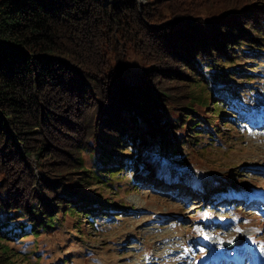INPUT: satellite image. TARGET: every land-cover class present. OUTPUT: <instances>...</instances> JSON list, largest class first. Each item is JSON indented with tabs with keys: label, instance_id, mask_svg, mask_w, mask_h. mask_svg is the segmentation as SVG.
<instances>
[{
	"label": "trees",
	"instance_id": "16d2710c",
	"mask_svg": "<svg viewBox=\"0 0 264 264\" xmlns=\"http://www.w3.org/2000/svg\"><path fill=\"white\" fill-rule=\"evenodd\" d=\"M239 4L236 0H0L2 264H8L11 255L4 241L18 237V229L39 235L69 219L60 220L61 216L94 220V209L79 208L84 197L64 189L65 180L82 171L86 176H79L82 181L109 184L125 176L128 168L138 169V158L122 149L137 148L143 160L145 148L152 149L156 139L162 144L163 135L176 128L166 115L168 87L190 76L206 85V68L214 71L221 62L248 58L254 59L252 65L264 56V6L234 9ZM132 53L147 65L140 71L142 84L131 82L123 72ZM248 70L211 72L209 81L245 76ZM217 103L213 107L220 106ZM224 112H215L213 118ZM196 118L187 116L188 129L201 123ZM143 120L157 122L151 126L154 141L142 142L132 131L147 129ZM92 127L99 128L96 140ZM194 132L190 136L201 135ZM134 139L140 147L130 143ZM84 153H90L94 162ZM33 160L42 172L40 184H35L40 178ZM99 167L106 171L101 173ZM61 171L72 177L59 178ZM238 182L231 178L227 185ZM227 185L219 189L227 191ZM210 195L203 194L204 202L216 203L219 197ZM75 222L82 230L81 220Z\"/></svg>",
	"mask_w": 264,
	"mask_h": 264
},
{
	"label": "rangeland",
	"instance_id": "374dc122",
	"mask_svg": "<svg viewBox=\"0 0 264 264\" xmlns=\"http://www.w3.org/2000/svg\"><path fill=\"white\" fill-rule=\"evenodd\" d=\"M236 1L240 4L234 9L246 4L264 6V0ZM148 57L154 58L150 54ZM253 60L219 61L221 65L214 71L206 68L208 87L195 82L192 76L168 87L171 92L165 101L166 115L176 128L167 134L172 136L164 134L165 142L157 143L158 139L154 141V137H150L151 126L154 122L158 125L157 122L143 120L142 126L146 124L148 128L132 131L142 142L154 141L152 149L146 146L142 152L147 158L141 160L137 148L122 149L138 158V169L128 168L125 176L109 184L103 180L82 181L79 176L86 177L82 171L73 180H65L64 189L75 190L83 196L78 207L94 209L95 220L87 223L85 215L61 216L60 220L69 219L63 220L60 228L55 225L50 232L32 235L26 229L18 231V237L4 241L11 249L8 264H219L214 261L218 251L224 256L220 264H264V206L260 195L264 190V56L249 64ZM126 61L128 69L123 72L127 78L142 84L140 71L146 70L147 65L134 53ZM243 67L249 69L245 76L209 81L211 72H232L236 68L243 73ZM234 86L240 88L236 97L231 93ZM226 87L231 90H222ZM202 88H208L211 95L208 90L203 93ZM218 101L222 104L213 107ZM222 110L225 114L220 113V118L214 119ZM192 115L199 117L197 121L201 120L198 127H192L193 132L187 128L189 120H186ZM95 120L98 122V116ZM99 127H103V122ZM98 129L91 128L94 140ZM194 131L201 135L193 137ZM55 143L61 145L60 141ZM130 143L140 147L136 139ZM170 147L177 151L172 152ZM84 158L92 159L90 153H84ZM33 163L40 178L35 184H40L42 172L35 160ZM144 164L146 169H143ZM99 170L106 171L104 167ZM58 176L72 177L62 171ZM231 178L239 182L219 198L220 207L218 204L209 206L210 200L204 202V191L210 188L209 194L216 192L214 189L227 185ZM135 180L131 185L130 181ZM7 195L11 196L10 192ZM235 197L238 201L231 206ZM11 205L19 208L17 202L12 201ZM76 220H81L82 230L76 229ZM239 237L244 239L242 244H236L233 249L226 246ZM1 249L0 245V255ZM4 260L5 257L0 256V264Z\"/></svg>",
	"mask_w": 264,
	"mask_h": 264
},
{
	"label": "bare ground",
	"instance_id": "6f19581e",
	"mask_svg": "<svg viewBox=\"0 0 264 264\" xmlns=\"http://www.w3.org/2000/svg\"><path fill=\"white\" fill-rule=\"evenodd\" d=\"M191 188H192V187H191ZM261 200H262V198H261ZM221 253H222L221 251H218V255H216V257L214 258V261H215V262H217L218 260L222 259V257L219 258V256H221V255H220ZM258 256H259V254H258ZM259 257H260V256H259ZM259 257H258V261L260 260Z\"/></svg>",
	"mask_w": 264,
	"mask_h": 264
}]
</instances>
